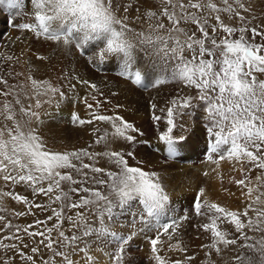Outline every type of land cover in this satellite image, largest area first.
I'll return each mask as SVG.
<instances>
[{"label":"snow or ice","instance_id":"snow-or-ice-1","mask_svg":"<svg viewBox=\"0 0 264 264\" xmlns=\"http://www.w3.org/2000/svg\"><path fill=\"white\" fill-rule=\"evenodd\" d=\"M28 3L34 22L15 26L52 49L49 55H37L36 60L50 62L57 53L75 49L98 71L106 72L107 65H113L118 76L144 90L177 86L164 106L158 107L154 98L151 102L152 121L159 126L163 120L166 126L158 136L165 145L166 159L181 158L187 142L202 130L205 159L216 165L213 171L221 161H235L243 174L242 179L232 178L241 186L242 210L211 201L204 187L191 204L192 214L200 218L194 227L208 234V242L201 245L207 264H217V259L229 264L225 252L231 253V264H264V28L249 27L251 21L244 15L250 12L247 0ZM3 4L15 9L19 0H0ZM141 8L146 11L141 13ZM130 10L138 15L130 19ZM145 17L147 28L132 26L133 20ZM237 20L239 24L234 26ZM145 57L148 67L142 64ZM19 61L14 54L0 51V180L11 185L8 191L0 189V212H8L3 201L12 198L27 207V211L12 212L15 217L35 216L33 208L51 215L23 227L8 220L0 232L14 231L0 237V249L18 254L29 264H77L73 257L81 254V264H96L90 252L92 245L99 243L115 245L109 253L110 264H124L126 247L137 232H153L150 259L155 264H191L196 256L183 255L189 245L181 235L184 222L190 220L189 209L182 208L177 214L160 172L145 170L134 151L113 148L122 143L146 144L137 139L144 133L118 113L106 114L102 104L111 101L105 98L102 102L91 94L104 95L97 83L78 74L77 69L61 70L53 81L34 75L40 69L31 62L26 76L15 71ZM78 84L91 93L80 97ZM184 89H194L195 95L185 94ZM75 98L88 112L87 118L73 112L71 123L92 125L94 140L86 146L58 148L42 130V115H50L42 109L45 104H55L58 109L62 102H75ZM200 104L204 105V117L199 128L181 119L191 116ZM98 122L109 125L110 130L96 126ZM130 159L136 162L130 164ZM102 162H106L104 166ZM253 169L260 170L255 182L249 176ZM16 186L30 190L33 199L16 193ZM41 195L47 198L46 203L36 202ZM125 214L130 215L134 229L130 232L117 227ZM3 221L6 216L0 215ZM25 236L41 238L30 248L31 254L23 251L29 247L24 244ZM165 244L168 252H179L183 259L161 255ZM41 245L50 255L47 259L40 256L38 261Z\"/></svg>","mask_w":264,"mask_h":264},{"label":"rangeland","instance_id":"rangeland-1","mask_svg":"<svg viewBox=\"0 0 264 264\" xmlns=\"http://www.w3.org/2000/svg\"><path fill=\"white\" fill-rule=\"evenodd\" d=\"M247 1L249 2L248 5L251 6L250 7L251 11L248 13H244V15H246L248 19L251 21V23L249 24V27L260 26V28H264V5L262 6L263 8L261 9L256 8V6L252 5L254 1L255 2L261 1L263 3L264 0H250V1L247 0ZM125 2L134 3L135 0H125ZM152 2L155 4L156 0H152ZM27 3H28V0H25V2L24 1L21 2V6L19 2L18 7L15 9H12V10L9 8L5 9L4 13H7L9 11L12 13V11L14 10L16 20H14L15 22L11 25L10 23H8L2 36L8 37L11 34V32L14 31L15 28L18 29L15 26L17 24L25 23L26 21L34 22L31 16L32 7H30V10L28 11L29 14L27 13V14L17 15V13H21L18 10L22 9V7L28 8ZM145 11H146V8H141L140 10L141 13ZM136 15H138V13L131 11L130 19L135 17ZM253 17H255V19H253ZM165 23H167V21H165ZM233 23H234V26H236L239 24V21L237 20V21H234ZM141 24L143 25L144 28H147L146 17L142 21L133 20L132 26L136 27L137 30H140ZM248 35L250 36V33H248ZM18 37H19L18 35H15V38H14L15 40L13 41L20 42V41H17ZM259 40L260 38L257 37L258 42ZM16 50H19V48ZM17 53L20 55L18 51ZM34 57L35 58L33 60L38 61L36 60V56ZM153 63H155V61H153ZM142 64L144 66L147 65L146 67L150 66L149 59L145 57L142 60ZM93 73L92 74L87 73L88 75H86L85 78H89L88 76H90L91 81L94 82L96 81V78L94 75H97V78L101 76L105 80L104 87L102 90L104 92V96H100L98 99L100 100L102 99L101 100L102 102L104 101L105 98L111 101V103H107L108 105H105L106 103L102 104L103 109L106 110V114L111 115L113 114V112H116L119 115L123 116L126 120L135 124V126L144 133L142 137L137 136V139L148 142L146 144H135V145H129L127 143H122L119 145H113V148L115 149L117 147H122L125 151H129V150L134 151L136 154V160L137 161L142 160L144 162L145 170L153 169V170L160 172L161 176L164 179V183L166 184V190L168 191L171 197V200L177 211V214L180 212L182 208L189 209L190 220L184 222V226L181 232L184 242L189 245V251L183 255H195L196 256V259L193 260L191 264H207V261L204 255L205 250L201 248V245L203 243L208 242L207 240L208 234L203 233L202 230L198 231L194 227V225L198 222V220H200V218H197L192 214L191 204L194 201V198L196 194L198 193L199 189L201 188L200 183L205 178V175L203 174L205 172H203V170L200 168L209 166V169L210 170L212 169L213 171V169L216 168V165L212 164L211 162L205 159V154H204L205 141H204L202 130L198 131L197 134L194 135V137L192 136V138H194L193 140H189V141H192L193 143L192 142L190 143L189 141L187 142V146L185 147L184 151L180 153L181 158L166 159V153L164 151L165 145L163 144V142L159 141L158 139L159 133L161 131H164L166 128L165 123L162 120L161 122H159V126H157V123L152 121L151 119V115H152L151 102H153V98H154V102L157 103L158 107L164 106L167 100L170 99L172 95H175L177 86L163 85L159 89L149 88L148 90H144L132 84L133 87L128 88L130 87L128 83L130 81L126 80L123 77L118 76L116 74V70L113 65H107L106 72H100L97 69H95ZM34 75H37L38 78H47L43 74L35 73ZM111 78L113 80H111ZM123 83L127 87L123 86ZM109 85H112V86H109ZM77 88H79L78 93L82 91L79 93L80 97H82L81 95L83 96L86 95L87 93H89V91L91 93L90 89L82 87V86L80 87V85ZM106 90L110 92L108 93ZM112 93H118L117 94L118 96L117 95L113 96ZM184 93L185 94L190 93L192 95H195V90L194 89H191V90L184 89ZM76 103H78V104H75V106H78L77 110H75V106H73V104L70 103V100L62 102L58 109L55 106V104H53L51 107H49V105L47 104L44 105L42 112L44 110H48L50 115L49 116L42 115V119L45 121V125H44L45 127L43 126L45 130L44 129L42 130L43 132L46 131V138L49 140L50 144L55 145L58 148L62 146L81 147V146H86L88 143L93 142L94 136L91 134L92 128H93L92 125H85L83 127H78V126H74L71 123V114L73 112L79 113L82 118H87L88 110L86 109L85 104L82 103L80 100H78ZM89 103H92L91 99L89 100ZM116 104L121 105V107L117 109L115 107ZM65 107L67 108L65 109ZM203 109H204V105L200 104L197 108H194L192 110L191 116H185V117H182L181 119L183 121L193 122L195 126L199 128L201 121L203 120V117H204ZM57 114H62L64 116V119L60 123L51 122L50 119L52 115H57ZM156 114L160 115L159 111H157ZM96 126L100 127L101 129L109 128L110 130L109 125L102 123V122H98ZM179 131L180 129L178 128L177 130H175L174 134H176V132H179ZM100 149H101V146H97V150H100ZM157 149H159V151H157ZM135 162L136 161H133L131 159L129 160L130 164H133ZM105 163L106 162H102L101 166H104ZM203 163L205 164L204 166H202ZM239 168H240V165L237 164L235 161H232V162L221 161L220 162V167L215 172L219 173V175L216 177V180H218L217 192L220 191L221 194L223 195H218L215 202L221 203L222 205L230 207L229 204L228 205L225 204L226 201H229L227 200V198L228 199L237 198V196H235L236 189H234V187L238 185L235 184L232 178L233 177H235V179L243 178V174L239 171ZM258 174H260V170H257V169H253V171L249 173V176L253 180V182H255V178ZM262 179H264V175H262ZM192 185L195 186V190H192V191L187 190ZM182 186L186 187L187 189L180 192L181 191L180 189L184 188ZM0 189L4 191H8L11 189V185L5 186L4 182L0 180ZM225 189H227V191H225ZM14 191L16 193L28 196L30 200L33 199L31 191L26 190L23 186H16ZM261 191H264V188H262ZM185 195L187 196L192 195L193 197L187 198ZM35 199H36V202L38 203L47 202V198L43 197L42 195L37 196ZM3 203L7 207L8 212L6 213L0 212V215L6 216V221L0 222V228H3L4 224L8 220H11L13 224H19L20 226L23 227L29 223H32L34 219L38 218V219L43 220L46 218L47 215H51L50 211L41 212L33 208V212L35 213V216L28 215L24 217H15L11 215L12 212L27 211V207L23 203L15 202L12 198H5ZM244 206H245L244 202L241 204L236 203L234 207H232V209L242 210ZM53 207H55V205H53ZM250 215H253V214L250 213ZM92 219L95 220V217H93ZM53 222L54 221L49 222L48 226H51ZM203 222H206V221H203ZM67 227L68 225L65 224V228ZM117 227L122 232H130L134 230L131 228L130 215L125 214L123 217H121V223L118 224ZM137 227H141V225L138 224ZM222 227H225V225H222ZM11 231H14V229H7L4 232H0V237L8 235ZM21 235H23V233H21ZM55 235L56 233L54 232L53 236L55 237ZM150 238H154L153 232H146V233L137 232V234L129 241V244L126 247L124 264H155V262L150 259L152 255ZM257 238H259L258 235H257ZM40 239H41L40 237H36L32 239V238H28L27 236H25L24 244L29 245V247L23 248V251L25 253L31 254L30 248L32 246H36ZM162 239L164 238L162 237ZM5 242L10 243V241H5ZM172 242L174 243L175 241L173 240ZM40 248H41V251L40 253L37 254L38 261H39L40 256H43L45 259H47L48 256L50 255V253H48L47 250L44 249L42 245L40 246ZM92 249L93 250L90 252V255L94 256L96 264H110L109 253L115 250V245H109L106 247L103 244L97 243V244L92 245ZM166 253H167L166 258L170 257L172 260H175L178 258L183 259V255L179 252H175V251L168 252L167 244H165L160 254L165 255ZM100 254L101 255L103 254V256H101L103 258L99 256ZM81 256L82 254L73 257V259L77 262V264H81ZM9 257H13V258L10 260ZM224 257L225 259L229 261V264H231V260H230L231 253L225 252ZM213 258L216 259L215 256ZM5 261H7L8 264H29V262H22L19 259L18 254L10 250L0 249V264H5ZM87 264H93V262L88 261ZM217 264H223V261L217 259Z\"/></svg>","mask_w":264,"mask_h":264},{"label":"bare ground","instance_id":"bare-ground-1","mask_svg":"<svg viewBox=\"0 0 264 264\" xmlns=\"http://www.w3.org/2000/svg\"><path fill=\"white\" fill-rule=\"evenodd\" d=\"M25 2V0H19L20 2V6H21V2ZM250 1V0H249ZM248 2V1H247ZM249 3V2H248ZM28 8H23L19 9L18 11L24 14H27L28 11L30 10V7H32L29 3H27ZM253 6H256V8H263L262 6L264 5V2L262 3L261 1H254L252 3ZM251 7V6H250ZM8 9L7 4H3L0 5V51H4L7 52L9 54H14L15 56L20 58V61L18 64L15 65V71H20V72H24L25 76L28 74V69H29V62H31V66L32 67H38L40 69L38 74H43L45 75L47 78L53 79V81H55V78L57 76H59L61 74V70H68V69H72L75 68L77 69L78 74L83 75L84 77H86V75H88L87 73L92 74L95 71V68L92 67V65L88 64L87 62V57L86 56H81L75 49H72L71 51H69L68 53H57V58L53 59L52 61L48 62H40V61H34L33 59L35 58L34 56L37 55H49L50 52L52 51V49L48 46V44L46 42H38L36 41L32 34L29 33L28 31H23V33L19 30V29H14V31L11 32V34L8 37H4L2 36L8 23L13 24L16 20L15 17V12L14 10L12 11V13L9 11L7 13H4L5 9ZM12 10V9H11ZM251 11V10H250ZM33 13V9L31 11ZM30 12V13H31ZM260 12V11H259ZM263 12V11H262ZM29 14V13H28ZM256 14V13H255ZM259 14V13H258ZM32 16V15H31ZM31 18V17H30ZM18 20V19H17ZM31 20V19H30ZM20 22V21H19ZM25 22V20H24ZM28 22V21H26ZM30 22V21H29ZM32 22V21H31ZM13 26V25H12ZM15 35H18L20 37V39H18L17 41L20 42H16L13 41L15 40ZM17 38V37H16ZM22 40V41H21ZM13 41V42H12ZM23 45H21V44ZM19 50H16L18 49ZM17 51L20 53V55L17 53ZM31 57V58H30ZM146 61V59H145ZM147 65H145L146 67ZM93 70V71H92ZM101 72V71H100ZM94 74V73H93ZM96 74V73H95ZM100 74V73H98ZM96 78V81H94L95 83H97L98 87L101 89V91L103 90L104 87V78L99 76L97 78V75H94ZM107 76V74H106ZM90 78V76H88ZM110 77V76H108ZM92 78V77H91ZM114 78V77H113ZM19 79H23V77H20ZM116 79V78H115ZM94 80V79H93ZM111 80H113L111 78ZM125 81V80H124ZM107 82V81H106ZM121 83V82H120ZM126 83V82H125ZM131 88L133 87L132 83L128 82ZM127 83V84H128ZM108 84V83H107ZM79 85H77L78 87ZM112 86V85H109ZM116 86V85H115ZM123 86L124 83H123ZM81 87V86H80ZM83 87V86H82ZM127 87V86H125ZM109 88V87H108ZM112 88V87H111ZM114 88V87H113ZM79 89V88H78ZM81 89V88H80ZM107 89V88H106ZM105 90V89H104ZM140 90V89H138ZM86 91V90H84ZM107 91V90H106ZM105 91V92H106ZM82 92V91H80ZM79 92V93H80ZM108 92V91H107ZM110 92V91H109ZM108 92V93H109ZM123 92V91H122ZM121 92V93H122ZM90 93V91H89ZM87 93V94H89ZM104 93V92H103ZM94 95H97V98H99V94L96 93H91ZM107 94V93H106ZM118 94V93H116ZM109 95V94H108ZM83 96V95H81ZM104 96V95H103ZM111 96V95H110ZM118 96V95H117ZM116 96V97H117ZM90 97V96H89ZM138 97V96H136ZM91 99V98H90ZM89 99V100H90ZM144 99V98H143ZM79 100V98H75V102H73V100H70V103L73 104V106H75V104L77 101ZM102 100V99H101ZM105 105H108L107 103ZM67 107H65L66 109ZM69 108V107H68ZM105 108V107H104ZM78 109V106H75V110ZM148 109V108H147ZM63 110V109H61ZM48 111V110H47ZM60 112V111H59ZM50 118V117H49ZM64 119V116L62 114H57V115H52L51 117V122L54 123H60L62 120ZM53 123V124H54ZM47 124V123H46ZM45 125V124H44ZM45 127V126H44ZM43 127V129H44ZM61 127V126H60ZM65 127V126H64ZM63 128V127H62ZM45 130V129H44ZM46 135V131L44 132ZM48 134V133H47ZM49 135V134H48ZM201 135V133H200ZM194 137V136H193ZM194 138H191L190 140H193ZM190 143L192 141H189ZM193 143V142H192ZM203 148V147H202ZM204 149V148H203ZM204 152V151H203ZM205 164L203 163L202 166H204ZM228 167V166H227ZM185 168V167H184ZM211 168V166H210ZM203 170V172H207L208 174L205 175V178L202 180V182L200 183V187H204L206 189V193L208 198L211 201H216L217 196L218 195H223L221 194V192H217V184H218V180H216V177L218 176V172H213L212 169H209V166H206L204 168H200ZM210 170V171H209ZM212 171V172H211ZM204 174V173H203ZM184 187V186H182ZM180 189V188H179ZM187 188L184 187L182 189H180L182 192L183 190H186ZM234 189H236V195L237 198L235 199H228L229 201H226L225 204H229L230 207H234V205L236 203H243L244 202V197L241 195V186H235ZM187 190L192 191L195 190V186L192 185L191 187H189ZM244 191H246V189H244ZM223 192V191H222ZM187 198H192L193 196H187L185 195ZM178 200V199H177ZM231 207V208H232ZM100 257L103 256V254L99 255ZM103 258V257H101Z\"/></svg>","mask_w":264,"mask_h":264}]
</instances>
